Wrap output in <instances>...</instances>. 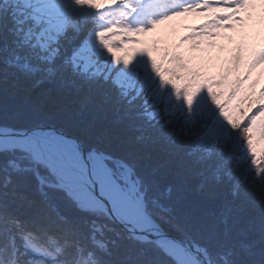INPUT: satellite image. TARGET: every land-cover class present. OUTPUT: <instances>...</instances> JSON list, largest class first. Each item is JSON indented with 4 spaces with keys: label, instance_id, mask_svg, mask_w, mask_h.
Instances as JSON below:
<instances>
[{
    "label": "snow or ice",
    "instance_id": "obj_1",
    "mask_svg": "<svg viewBox=\"0 0 264 264\" xmlns=\"http://www.w3.org/2000/svg\"><path fill=\"white\" fill-rule=\"evenodd\" d=\"M0 264H264V0H0Z\"/></svg>",
    "mask_w": 264,
    "mask_h": 264
},
{
    "label": "rangeland",
    "instance_id": "obj_2",
    "mask_svg": "<svg viewBox=\"0 0 264 264\" xmlns=\"http://www.w3.org/2000/svg\"><path fill=\"white\" fill-rule=\"evenodd\" d=\"M201 17L189 16L186 18H180L178 20L169 22V24L162 25L158 30L160 33H170L173 28L177 29L175 33V39H178L180 35L188 31L189 26L196 25L202 22Z\"/></svg>",
    "mask_w": 264,
    "mask_h": 264
}]
</instances>
